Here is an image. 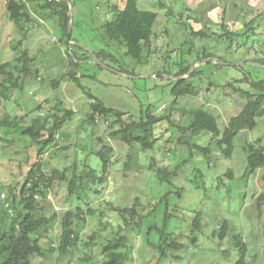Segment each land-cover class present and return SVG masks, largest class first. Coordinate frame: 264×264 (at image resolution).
Wrapping results in <instances>:
<instances>
[{"label":"rangeland","instance_id":"rangeland-1","mask_svg":"<svg viewBox=\"0 0 264 264\" xmlns=\"http://www.w3.org/2000/svg\"><path fill=\"white\" fill-rule=\"evenodd\" d=\"M70 1L74 27L70 42L65 43L60 41L58 22L34 13L35 5L28 8L30 21L24 25V34L18 35L7 20L6 1L0 0V64L28 49L39 74L8 103L0 102V120L7 113L22 118V126H29L32 119L53 112L60 104L62 111L73 112L72 119L58 132L56 146L43 157L44 171L64 173L66 181L55 182L40 202L43 214L54 220L38 234L44 255L33 258L30 264H101L99 246L113 238L112 225L118 221L115 210L135 203L145 216L143 230L153 228L154 234L149 242L143 232L128 235L131 250L124 264H236L240 259L238 240L247 245L246 264H264V201L258 205L263 193L262 171L247 175L248 155L244 152L249 145L264 149V114L254 130L234 138L230 156L218 144L221 137L186 131V117L181 114L203 108L217 118L221 133L229 120L239 115L245 100L227 83L244 74L264 78V70L251 66L252 54H246L245 48L238 49L235 42L219 38V25L221 19L235 22L242 12L260 8L262 0H164L166 10L158 8V0H140V11L158 15L151 49L136 61L125 55L124 45L110 44L106 50L119 63L105 62L106 68L96 65L92 55L105 46L99 29L112 19L106 7L121 5L122 0ZM170 8L174 17H170ZM187 10L190 12L181 18ZM200 31L210 36L191 35ZM18 42L15 52L14 43ZM84 53L88 54L85 60L79 64L75 61L76 77L84 90L66 81L54 87L58 77L71 71L73 57L81 60ZM206 55L213 61L206 63ZM217 60L228 66L218 65ZM233 65L243 67L234 69ZM182 66H190L189 72L197 73L192 84L199 88L198 95L178 100L173 122L182 130L167 122L156 126L158 142L152 150L124 144L115 135L118 125L112 119L95 116L94 124L85 122L91 114L88 96L121 114L140 117L150 111L158 118L166 116L174 101L173 86L166 78H173ZM9 140L0 143V214L12 189L21 184L24 168L34 154L31 141L22 139L18 132ZM103 148H111L105 183L90 185L100 194L89 191L88 200L77 201L68 183L79 176L84 164L99 174L97 152ZM158 169L168 170L169 175L162 180L156 175ZM77 207L81 220H74L73 225L78 237L71 241L74 247L62 255L57 251L62 220L66 212ZM196 217L201 219V229L193 233ZM225 221L230 228L221 239L219 232ZM173 244L181 248H169Z\"/></svg>","mask_w":264,"mask_h":264},{"label":"trees","instance_id":"trees-1","mask_svg":"<svg viewBox=\"0 0 264 264\" xmlns=\"http://www.w3.org/2000/svg\"><path fill=\"white\" fill-rule=\"evenodd\" d=\"M5 13L7 20L13 24L18 35L24 34V25L29 23V7L36 6L34 13L45 15L48 19H54L58 22V29L61 33L60 41L68 42V24H69V6L64 0H5ZM140 0H122L121 5H111L106 7L112 19L106 20L100 26L101 41L105 46L93 55L102 64L111 62L117 65V58L106 49L111 47L110 44L124 45L127 49L126 56L136 61H140L144 51H150L152 40L156 37L153 32L154 24L158 15L154 12L140 11L138 3ZM164 0H158L159 9L166 10ZM213 2V0H212ZM214 4V3H212ZM73 6V5H72ZM186 10V9H185ZM170 17H174L173 10H168ZM180 15L182 18L185 13ZM232 23V24H231ZM74 22L72 20V29ZM219 38L226 40L228 43L237 44L238 49H244L246 54H252L251 66L264 70V0L260 8H254L242 12L235 22L221 19ZM208 31H211L208 27ZM191 35L195 38H206L205 32H193ZM21 42L14 43L16 47L13 50L17 52ZM39 50L36 51L38 53ZM88 54L84 53L82 59L73 57L70 61L71 71L67 75L58 77L53 86H59L62 82H73L78 88L84 90L80 85V79L76 77L75 67L77 63L85 60ZM206 63L213 61L210 55L203 57ZM246 64V63H245ZM35 58L30 56L29 50L25 49L20 54H15L14 59L10 62L0 64V102L8 103L13 95L17 92H23L27 82L36 81L39 78L38 68L35 69ZM219 65V64H218ZM234 69H240L243 66L233 65ZM190 66H182L173 78L177 81L169 80L173 86L172 96L174 101L170 108H167V114L158 118L150 111L140 117L129 116L113 111L105 107L102 103L96 102L92 96H88L92 102L90 109L91 114L87 116L85 122L93 123L95 116L105 120L112 119L118 125L115 135H119L121 141L127 146H138L142 151L152 150L158 139L154 135L156 126L160 123L167 122L178 130L179 126L173 122L174 112L178 100L186 97H196L199 88L192 84V79L197 74L190 73ZM119 73H124L118 69ZM227 86L239 94L245 100V104L238 116L229 120L228 125L223 132H220L218 120L215 116L208 113L203 108H192L181 112L186 117V131L191 133L207 132L214 137H221L218 144L225 147L224 153L227 156L232 154L233 140L241 132L252 131L257 126V119L264 114V78L253 77L250 74L233 77ZM55 107L45 116H38L31 120L29 126H22V118L5 113L0 120V143H7L14 133L18 132L22 139H29L34 146V154L31 162H28L23 171V180L19 187L13 188L10 197L5 201L2 213L0 214V264H30L35 257H42L44 250L39 244L38 234L54 220V217H47L43 214L40 202L46 199L48 192L52 189L55 182L66 181L64 173L57 170H51L49 173L44 171L43 157L48 149L56 146V136L66 122L70 121L73 116L71 111H62V108ZM27 115V114H26ZM94 124V123H93ZM184 130V129H183ZM111 148H103L97 152L101 162V172L98 174L91 170L87 164L80 168L79 176H75L74 181H70L68 186L74 189L77 201L88 200L87 194L93 191L90 185H102L105 183V175L110 165ZM244 152L247 158V175H253L258 170L262 171L260 180L263 193L260 195L258 205L264 201V149L262 146H247ZM156 175L162 180L169 175L168 170L158 169ZM68 182V181H67ZM88 190H86V188ZM17 189V190H16ZM93 195H99L100 192L93 191ZM118 221L112 227L115 229L113 238L105 244H101L100 252L103 257L101 264H124L128 255H130L131 244L128 235L131 233L143 232L144 240L149 242L150 237L154 234L153 228L148 232L143 230V220L145 216L139 212L138 204L135 203L130 208L115 210ZM81 209L77 207L74 211H68L62 220V237L57 251L62 255L74 247L71 241H76V234L73 221H80ZM108 222V221H106ZM109 223V222H108ZM229 223L223 222L219 232L221 239H224L229 231ZM193 233L201 229V219L196 217L192 224ZM158 232V231H157ZM162 236L161 232H158ZM164 237H168L164 235ZM93 239V237L91 238ZM193 240V242H195ZM169 248L180 249L175 244ZM237 248L240 252V259L236 264H246V255L248 252L247 245L238 240ZM125 251V252H124Z\"/></svg>","mask_w":264,"mask_h":264},{"label":"water","instance_id":"water-1","mask_svg":"<svg viewBox=\"0 0 264 264\" xmlns=\"http://www.w3.org/2000/svg\"><path fill=\"white\" fill-rule=\"evenodd\" d=\"M52 1H61V0H52ZM66 2H68L70 4V8H69V13H68V17H69V24H68V34H67V39L68 42H70V38H71V32H72V18H73V7L71 4L70 0H64ZM93 61L96 63V65L101 66L103 68H106V66L102 63H100L95 56L92 55ZM217 64L221 65V66H228V64L226 63H222L221 61L217 60L216 61ZM167 80H171V81H177L179 80L178 78H171V77H167Z\"/></svg>","mask_w":264,"mask_h":264}]
</instances>
